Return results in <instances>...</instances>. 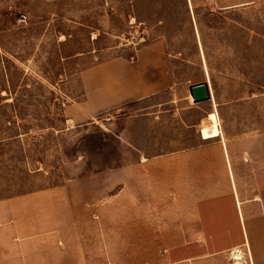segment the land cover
I'll return each instance as SVG.
<instances>
[{"label":"rangeland","instance_id":"1","mask_svg":"<svg viewBox=\"0 0 264 264\" xmlns=\"http://www.w3.org/2000/svg\"><path fill=\"white\" fill-rule=\"evenodd\" d=\"M221 136L264 151V0H0V264H194L131 188Z\"/></svg>","mask_w":264,"mask_h":264},{"label":"crops","instance_id":"2","mask_svg":"<svg viewBox=\"0 0 264 264\" xmlns=\"http://www.w3.org/2000/svg\"><path fill=\"white\" fill-rule=\"evenodd\" d=\"M214 140L143 157L146 173H138L131 197L161 208L169 263L225 264V253L239 247L245 264H264V151L232 149L223 136Z\"/></svg>","mask_w":264,"mask_h":264},{"label":"water","instance_id":"3","mask_svg":"<svg viewBox=\"0 0 264 264\" xmlns=\"http://www.w3.org/2000/svg\"><path fill=\"white\" fill-rule=\"evenodd\" d=\"M188 89L193 98V103L210 101L212 99L210 84L206 80L190 85Z\"/></svg>","mask_w":264,"mask_h":264},{"label":"bare ground","instance_id":"4","mask_svg":"<svg viewBox=\"0 0 264 264\" xmlns=\"http://www.w3.org/2000/svg\"><path fill=\"white\" fill-rule=\"evenodd\" d=\"M209 83V82H208ZM210 84V83H209ZM210 89H211V87H210ZM211 93H212V90H211ZM193 99V98H192ZM212 100V99H211ZM206 124V122H203V123H201V125H205ZM143 160H145L144 158H143Z\"/></svg>","mask_w":264,"mask_h":264}]
</instances>
